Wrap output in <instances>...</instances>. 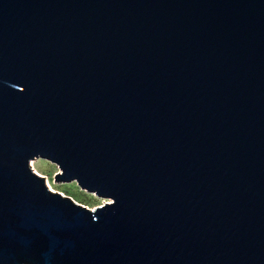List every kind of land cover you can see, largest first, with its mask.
Returning a JSON list of instances; mask_svg holds the SVG:
<instances>
[{
	"label": "water",
	"instance_id": "95a60500",
	"mask_svg": "<svg viewBox=\"0 0 264 264\" xmlns=\"http://www.w3.org/2000/svg\"><path fill=\"white\" fill-rule=\"evenodd\" d=\"M0 264H264V0H0Z\"/></svg>",
	"mask_w": 264,
	"mask_h": 264
},
{
	"label": "rangeland",
	"instance_id": "374dc122",
	"mask_svg": "<svg viewBox=\"0 0 264 264\" xmlns=\"http://www.w3.org/2000/svg\"><path fill=\"white\" fill-rule=\"evenodd\" d=\"M32 162H34L33 165L37 171L36 173L44 177L45 182L48 181L50 187L54 190L53 192H58L63 196H67L74 202L90 210H93L94 208L102 206L104 203L109 202V200L107 199L97 197L93 193H88L80 189L76 182L56 183L54 181V176L57 172H59V170L58 167L50 161L38 158L37 160L35 159L30 161V165Z\"/></svg>",
	"mask_w": 264,
	"mask_h": 264
},
{
	"label": "bare ground",
	"instance_id": "6f19581e",
	"mask_svg": "<svg viewBox=\"0 0 264 264\" xmlns=\"http://www.w3.org/2000/svg\"><path fill=\"white\" fill-rule=\"evenodd\" d=\"M36 160H37V159H36ZM33 163H34V162L31 163V166H32L33 170H34L35 172H37L36 169L34 168ZM46 184H47L48 188H49L51 191H54V190L50 187L48 181H46Z\"/></svg>",
	"mask_w": 264,
	"mask_h": 264
}]
</instances>
